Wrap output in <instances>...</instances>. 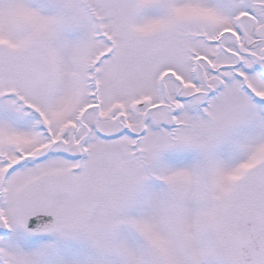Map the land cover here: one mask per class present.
<instances>
[{"label": "snow or ice", "instance_id": "1", "mask_svg": "<svg viewBox=\"0 0 264 264\" xmlns=\"http://www.w3.org/2000/svg\"><path fill=\"white\" fill-rule=\"evenodd\" d=\"M0 264H264V0H0Z\"/></svg>", "mask_w": 264, "mask_h": 264}]
</instances>
